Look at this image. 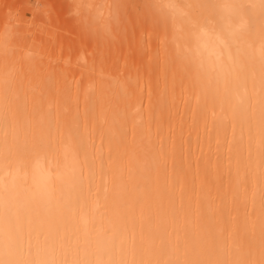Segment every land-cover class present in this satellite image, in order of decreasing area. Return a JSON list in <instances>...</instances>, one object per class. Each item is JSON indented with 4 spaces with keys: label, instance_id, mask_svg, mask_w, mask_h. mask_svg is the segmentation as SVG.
Returning <instances> with one entry per match:
<instances>
[{
    "label": "bare ground",
    "instance_id": "bare-ground-1",
    "mask_svg": "<svg viewBox=\"0 0 264 264\" xmlns=\"http://www.w3.org/2000/svg\"><path fill=\"white\" fill-rule=\"evenodd\" d=\"M0 264H264V0H0Z\"/></svg>",
    "mask_w": 264,
    "mask_h": 264
}]
</instances>
